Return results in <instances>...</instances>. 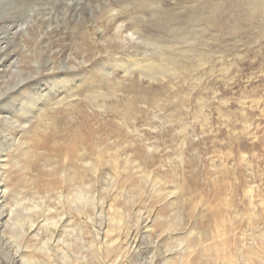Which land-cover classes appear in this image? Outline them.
I'll use <instances>...</instances> for the list:
<instances>
[{
	"label": "rangeland",
	"instance_id": "1",
	"mask_svg": "<svg viewBox=\"0 0 264 264\" xmlns=\"http://www.w3.org/2000/svg\"><path fill=\"white\" fill-rule=\"evenodd\" d=\"M206 1L163 0V15L129 0L25 4L27 32L3 40L0 87L44 69L50 47L56 96L5 151L0 203L21 205L19 225L0 229V264H264V0H241L243 17L235 0ZM112 8L149 36L127 40L132 60L161 41L177 69L101 78L103 40L121 45ZM218 224L230 243L207 255L200 245Z\"/></svg>",
	"mask_w": 264,
	"mask_h": 264
},
{
	"label": "bare ground",
	"instance_id": "2",
	"mask_svg": "<svg viewBox=\"0 0 264 264\" xmlns=\"http://www.w3.org/2000/svg\"><path fill=\"white\" fill-rule=\"evenodd\" d=\"M129 1H131V5L137 8V10L151 9L152 11H154V14L163 15L162 11L164 10V8L161 5L163 0ZM32 2H34V0H0V21L2 20V23H0V63L2 62L3 57H6L8 53L6 47L9 44L7 45L6 43V45H3V40H6L5 42H9V40L7 39L9 38L8 36L10 35V32L13 30L14 34L18 32V30L27 32L28 29H24L25 23L23 19L20 18V12L23 8H25V4H30ZM197 3L198 10V8H204L208 1L198 0ZM235 3H237L239 6V13L242 12L239 17L246 16L245 14L247 13V9L249 8L250 4L248 2L242 4L241 0H235ZM126 7L130 8V5H127ZM16 11H18L19 13H16ZM109 12L110 14L108 15L107 21L108 23H110V27L113 32V36L111 37L112 39L114 38V40L118 39L121 42V45H114L107 42L106 40H103V47L101 49H98V53L105 54L106 59L95 63L96 65L92 67V69H97V74L101 78L111 77L114 74L115 69H121L126 76L131 75L130 78L132 79V81L137 83L135 75L138 76V80L142 79V77H146L150 80L160 78L165 79V76L170 74V71L177 69V66H179V59L173 57L171 55V52L169 53L167 51V53H169L167 54L164 50L169 48L170 46L168 47V45L162 43L161 41H154L150 43L157 49V52L155 51L156 53L154 54L158 56L157 58H155L151 53H144V58L142 60H136V58L132 60L134 54H131L132 50L130 46L127 45V40L132 42L137 38L142 37L148 39L149 36L143 34L137 26H134V23L132 24V22H130L131 26H129L128 20H121L120 17L123 14L122 11L112 8L108 9L107 13ZM166 16L171 17V15L169 14H166ZM170 25L172 29H175V27L173 28L174 25ZM100 32L104 37V34L106 32L105 28L101 27ZM118 49H120V51ZM127 55H129L130 59H126ZM53 56L54 52L49 47V51H47L44 62L46 64L44 69L39 70L34 67L31 71L23 70V73L20 74L18 78L15 76L17 78L16 84L7 87L3 86L4 88L2 86L0 87V194H3L2 196H0V202L1 198L4 197L10 189V184L8 180L5 179L2 173L3 165H5L2 160L5 159V151L11 148L15 141H17V138L14 136V131L16 129L24 128L26 124L30 122V119L35 116V112H37L41 108L40 104L47 105L56 96V89H54L53 87V81L55 80L56 76L52 75V73L50 72L55 70L54 62L52 59ZM87 62L88 61L84 60L82 61V64H85ZM92 69L91 71H94ZM44 73L45 76L42 78L41 75H43ZM93 74V72H90V76H93ZM171 74L176 75L175 72ZM68 81L66 79L63 83V87H66V91H70L74 88L68 86ZM55 184L56 182L53 178L47 179L45 182V186L48 190H51L55 186ZM251 192L252 190H249L250 195ZM76 197L80 198V195L77 194ZM20 205L21 203L19 201L12 203L10 206L0 203V229L3 227H9L11 223H13V228L19 225L17 219H19ZM118 215H120V220H122L125 213L122 211H118ZM30 228H34V223H30ZM228 232L229 229L225 227L224 224H218L215 229L210 230L206 233V239L205 241H203V244L200 245V249L207 255H211V252L214 249H216V252L218 253L220 247H222V249H226L230 243V239L229 237H227ZM96 234L99 235V232L97 231ZM136 238L137 234H131V244L135 242ZM115 242L116 241H114V239L112 240L108 238V240L103 243L104 245L106 244V250L110 251L111 246H113ZM130 242L128 241V244H130ZM96 248H93V252L95 251L94 253L97 255L96 250H99V248ZM150 264L155 263L151 262Z\"/></svg>",
	"mask_w": 264,
	"mask_h": 264
}]
</instances>
